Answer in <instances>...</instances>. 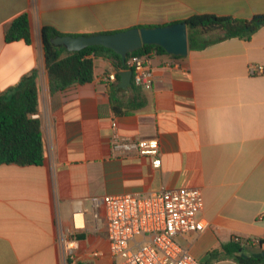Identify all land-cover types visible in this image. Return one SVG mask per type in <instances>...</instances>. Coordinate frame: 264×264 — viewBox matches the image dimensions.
<instances>
[{"label": "crops", "instance_id": "1", "mask_svg": "<svg viewBox=\"0 0 264 264\" xmlns=\"http://www.w3.org/2000/svg\"><path fill=\"white\" fill-rule=\"evenodd\" d=\"M22 14L30 43L6 42L7 26ZM202 14L250 19L264 15V0H0V92L37 73L45 147L40 166L0 165V264H64L57 226L73 232L78 208L82 228L68 264H111L105 208L95 218L91 197L162 188L202 191L206 228L178 238L200 264H238L210 253L221 255L235 237L264 238V73H249L264 66V27L249 40L215 41L186 57L152 53L153 87L127 115L112 110L107 77L117 71L109 61L96 60L92 82L55 91L44 66L43 27L93 35ZM127 89L117 94L118 110L138 103ZM112 122L124 136L156 138L161 166L146 156L114 158Z\"/></svg>", "mask_w": 264, "mask_h": 264}, {"label": "trees", "instance_id": "2", "mask_svg": "<svg viewBox=\"0 0 264 264\" xmlns=\"http://www.w3.org/2000/svg\"><path fill=\"white\" fill-rule=\"evenodd\" d=\"M182 22L187 24L188 48L192 50L229 38L249 40L256 31L264 27V15H256L250 19H239L202 14L194 15ZM214 32H219L221 35L210 41L203 39L205 35ZM59 35L63 34L51 27H43L41 30L44 66L49 75L51 89L54 91L64 90L73 85L92 82L96 60H107L117 71L115 80L108 81L106 85L112 110L117 115L130 114L144 104V89L136 86L132 79V84L127 90L130 92L132 100L138 101L137 105L128 103L125 110H118L115 107L117 94L125 91L119 87L120 73L128 69L129 60L133 56L152 53L168 55L162 47L155 45H144L141 49L128 54L125 62L114 50L103 46L88 47L70 53L64 47L54 46L51 43V40ZM5 39L8 43L17 41L30 43V24L27 14L18 16L7 26ZM39 100L40 87L36 72L23 78L8 93L0 92V165H42L45 147L41 121L37 116ZM249 247H256L257 249L254 252H247L246 249ZM221 251V255L217 251L210 253V255L223 258L232 257L238 264H264V238L254 244L251 240L235 237L223 245ZM256 254H261V256L254 257Z\"/></svg>", "mask_w": 264, "mask_h": 264}, {"label": "built area", "instance_id": "3", "mask_svg": "<svg viewBox=\"0 0 264 264\" xmlns=\"http://www.w3.org/2000/svg\"><path fill=\"white\" fill-rule=\"evenodd\" d=\"M151 55L133 56L128 62L127 70H132L133 82L144 90L153 87ZM249 73L262 74L264 66H250ZM107 80L114 81L115 74L109 75ZM110 149L114 158L146 156L154 168H159L162 163L160 143L156 138L124 136L116 122H112ZM90 201L95 218L97 208L101 205L105 208L111 264H200L178 241L181 236L202 232L206 228L199 216L204 207L200 189L162 188L145 195L94 196ZM83 214L82 209L75 210L73 232L58 222L57 240L64 264L75 261L73 239L82 228Z\"/></svg>", "mask_w": 264, "mask_h": 264}, {"label": "water", "instance_id": "4", "mask_svg": "<svg viewBox=\"0 0 264 264\" xmlns=\"http://www.w3.org/2000/svg\"><path fill=\"white\" fill-rule=\"evenodd\" d=\"M54 46L64 47L68 52H78L88 47L103 46L114 50L125 62L127 55L144 45L162 47L167 54L176 57L188 55V28L185 22H177L162 26L134 27L118 32L93 35H59L51 40ZM120 88H128L132 84V70L120 73ZM256 254L254 257H260Z\"/></svg>", "mask_w": 264, "mask_h": 264}]
</instances>
